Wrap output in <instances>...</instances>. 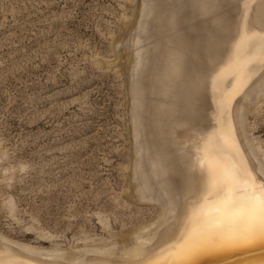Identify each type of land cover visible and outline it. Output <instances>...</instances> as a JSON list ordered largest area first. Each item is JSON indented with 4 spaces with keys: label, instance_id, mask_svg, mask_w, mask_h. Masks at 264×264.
Segmentation results:
<instances>
[{
    "label": "bare ground",
    "instance_id": "bare-ground-1",
    "mask_svg": "<svg viewBox=\"0 0 264 264\" xmlns=\"http://www.w3.org/2000/svg\"><path fill=\"white\" fill-rule=\"evenodd\" d=\"M145 3L132 110L154 223L82 251L0 234V264H264V150L241 130L264 98V0Z\"/></svg>",
    "mask_w": 264,
    "mask_h": 264
},
{
    "label": "rangeland",
    "instance_id": "rangeland-1",
    "mask_svg": "<svg viewBox=\"0 0 264 264\" xmlns=\"http://www.w3.org/2000/svg\"><path fill=\"white\" fill-rule=\"evenodd\" d=\"M146 1L0 0L2 236L82 251L154 223L133 112ZM248 109L241 130L264 150V98Z\"/></svg>",
    "mask_w": 264,
    "mask_h": 264
}]
</instances>
